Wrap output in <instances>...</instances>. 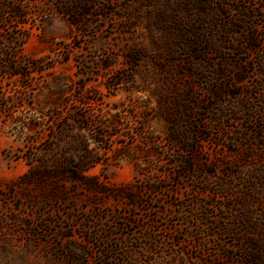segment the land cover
I'll return each mask as SVG.
<instances>
[{"label": "rangeland", "instance_id": "rangeland-1", "mask_svg": "<svg viewBox=\"0 0 264 264\" xmlns=\"http://www.w3.org/2000/svg\"><path fill=\"white\" fill-rule=\"evenodd\" d=\"M0 264H264V0H0Z\"/></svg>", "mask_w": 264, "mask_h": 264}]
</instances>
